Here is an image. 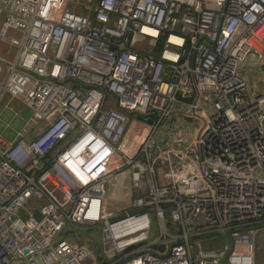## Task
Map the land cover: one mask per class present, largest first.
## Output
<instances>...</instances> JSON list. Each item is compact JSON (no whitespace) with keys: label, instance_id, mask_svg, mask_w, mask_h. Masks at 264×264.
<instances>
[{"label":"built area","instance_id":"obj_1","mask_svg":"<svg viewBox=\"0 0 264 264\" xmlns=\"http://www.w3.org/2000/svg\"><path fill=\"white\" fill-rule=\"evenodd\" d=\"M249 56L264 0H0V120H23L14 99L31 112L0 135V264H98L71 225L100 228L101 264H264ZM174 118L192 132L157 140ZM31 199L39 219L20 215Z\"/></svg>","mask_w":264,"mask_h":264},{"label":"rangeland","instance_id":"obj_2","mask_svg":"<svg viewBox=\"0 0 264 264\" xmlns=\"http://www.w3.org/2000/svg\"><path fill=\"white\" fill-rule=\"evenodd\" d=\"M156 46L149 45L148 43L146 46H141L140 51H144L151 54H159L160 50L156 49ZM248 58V57H247ZM246 60V58L244 59ZM243 60V61H244ZM242 61V62H243ZM8 100L4 99L3 103H6ZM11 106L17 110L23 120H15L12 119V114L9 116L8 114H3L2 119L0 120V135H2L7 140L11 141L14 139L17 132H19L23 125L24 121L28 120L31 117V112L26 110L19 100H12L10 101ZM9 125V126H6ZM193 122L191 121H184V123L177 120V118H174L172 120H169L168 122L162 124L160 128L158 129L156 133V139L164 142L168 141L174 129L178 127H183L186 131L193 130ZM188 134H186V137ZM125 202L128 203V198L125 197ZM125 203V206H126ZM39 208H40V201H37L35 199L29 200L25 206L24 209L20 211V215L31 213L33 214L37 219H39ZM168 220V218H165V222ZM159 222L154 217V215L151 217V233H150V240H155L158 238V234L160 233L159 230ZM69 229H65L62 231L60 237L61 238H72L77 242L78 244L87 245L88 248L91 250L93 255L95 256L97 263L101 264L104 262V256L102 255L101 247H100V228L98 226L93 227H86V226H69ZM219 242H224V239L221 237L218 239V237L215 238Z\"/></svg>","mask_w":264,"mask_h":264},{"label":"crops","instance_id":"obj_3","mask_svg":"<svg viewBox=\"0 0 264 264\" xmlns=\"http://www.w3.org/2000/svg\"><path fill=\"white\" fill-rule=\"evenodd\" d=\"M238 74L247 82L252 94L264 95V61L249 56L239 64ZM121 191L125 193V189Z\"/></svg>","mask_w":264,"mask_h":264},{"label":"trees","instance_id":"obj_4","mask_svg":"<svg viewBox=\"0 0 264 264\" xmlns=\"http://www.w3.org/2000/svg\"><path fill=\"white\" fill-rule=\"evenodd\" d=\"M163 45H164V42H163V38L161 37V38H159V40L157 41V43H156V49H158V50H162V48H163ZM155 49V50H156ZM156 55V54H155Z\"/></svg>","mask_w":264,"mask_h":264},{"label":"water","instance_id":"obj_5","mask_svg":"<svg viewBox=\"0 0 264 264\" xmlns=\"http://www.w3.org/2000/svg\"><path fill=\"white\" fill-rule=\"evenodd\" d=\"M263 126H264V124H263Z\"/></svg>","mask_w":264,"mask_h":264}]
</instances>
